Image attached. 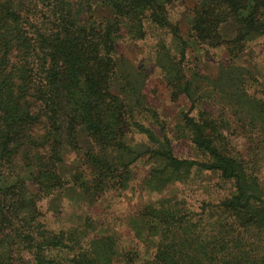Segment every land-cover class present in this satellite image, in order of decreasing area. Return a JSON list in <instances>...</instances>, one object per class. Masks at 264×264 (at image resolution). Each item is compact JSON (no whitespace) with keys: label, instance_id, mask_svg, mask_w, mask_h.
Returning a JSON list of instances; mask_svg holds the SVG:
<instances>
[{"label":"trees","instance_id":"16d2710c","mask_svg":"<svg viewBox=\"0 0 264 264\" xmlns=\"http://www.w3.org/2000/svg\"><path fill=\"white\" fill-rule=\"evenodd\" d=\"M197 3L191 29L200 44L216 45L220 27L233 25L234 40L255 34L264 46V0ZM101 4L110 20L96 19ZM145 19L169 27L156 0H0V264H114L111 248L83 242L89 226L48 230L38 204L65 184L66 148L79 152L85 142L86 154L97 156L131 150L121 95H133L124 87L112 91L119 81L114 54L122 35H146ZM183 127L205 159H180L167 140L140 129L156 145L140 142L156 161L153 170L217 173L233 191L198 217L171 199L162 218L149 222L155 263L264 264V187L253 176V160L228 154L193 117Z\"/></svg>","mask_w":264,"mask_h":264},{"label":"rangeland","instance_id":"374dc122","mask_svg":"<svg viewBox=\"0 0 264 264\" xmlns=\"http://www.w3.org/2000/svg\"><path fill=\"white\" fill-rule=\"evenodd\" d=\"M197 2L156 0L169 27L145 19L142 39L122 35L117 41L119 81L111 88L117 92L124 87L133 95H121L123 132L131 150L97 156L86 154L85 142L79 152L66 148L60 168L65 184L38 204L40 222L48 230L89 226L83 242L90 238L111 248L114 264H126V258L134 264H156V237L150 236L149 222L155 215L162 218L171 199L198 217L233 191L217 173L153 170L156 161L140 142L151 149L156 145L140 129L149 130L160 142L167 140L176 157L202 161L205 158L184 136L185 118L193 117L207 133L215 132L228 154L251 158L253 176L264 187L262 38L252 34L234 40L235 26L222 25L216 45L200 44L191 29ZM94 13L98 20L112 16L102 4ZM85 134L78 131L81 140Z\"/></svg>","mask_w":264,"mask_h":264}]
</instances>
